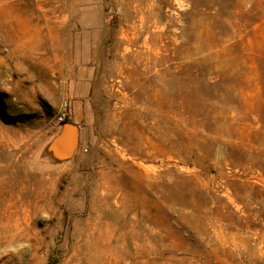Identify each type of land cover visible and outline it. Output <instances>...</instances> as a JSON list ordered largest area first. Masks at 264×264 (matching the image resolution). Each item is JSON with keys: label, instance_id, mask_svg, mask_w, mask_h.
<instances>
[{"label": "rangeland", "instance_id": "1", "mask_svg": "<svg viewBox=\"0 0 264 264\" xmlns=\"http://www.w3.org/2000/svg\"><path fill=\"white\" fill-rule=\"evenodd\" d=\"M0 264H264V0H0Z\"/></svg>", "mask_w": 264, "mask_h": 264}, {"label": "water", "instance_id": "2", "mask_svg": "<svg viewBox=\"0 0 264 264\" xmlns=\"http://www.w3.org/2000/svg\"><path fill=\"white\" fill-rule=\"evenodd\" d=\"M75 129L73 126H67L66 129L63 132V135L61 138L57 141V144H67L69 143L70 148L74 146L75 143Z\"/></svg>", "mask_w": 264, "mask_h": 264}, {"label": "built area", "instance_id": "3", "mask_svg": "<svg viewBox=\"0 0 264 264\" xmlns=\"http://www.w3.org/2000/svg\"><path fill=\"white\" fill-rule=\"evenodd\" d=\"M66 108H67V104L64 105V110H66ZM64 118H65V115L62 114V116L60 117V121H63Z\"/></svg>", "mask_w": 264, "mask_h": 264}]
</instances>
